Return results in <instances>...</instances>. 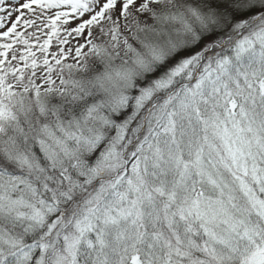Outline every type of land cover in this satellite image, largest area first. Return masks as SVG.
<instances>
[{"label": "snow or ice", "instance_id": "6c2138e0", "mask_svg": "<svg viewBox=\"0 0 264 264\" xmlns=\"http://www.w3.org/2000/svg\"><path fill=\"white\" fill-rule=\"evenodd\" d=\"M0 264H264V0H0Z\"/></svg>", "mask_w": 264, "mask_h": 264}]
</instances>
